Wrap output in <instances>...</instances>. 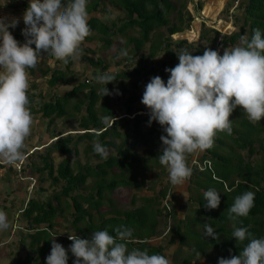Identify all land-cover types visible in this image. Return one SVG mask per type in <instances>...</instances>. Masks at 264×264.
<instances>
[{
    "label": "clouds",
    "instance_id": "9594fccd",
    "mask_svg": "<svg viewBox=\"0 0 264 264\" xmlns=\"http://www.w3.org/2000/svg\"><path fill=\"white\" fill-rule=\"evenodd\" d=\"M22 19L25 40L20 43L9 31L19 24V19L0 16V160L8 164L23 159L24 142L31 134L33 117L28 107L27 69L35 68L45 54L65 64L69 58H79L81 44L91 33L87 0H29ZM121 55L126 56L127 52L122 51ZM176 55L179 63L165 68L169 73L167 81L158 75L152 77L144 88L141 103L148 109L149 126L155 121L163 129L158 160L166 168L170 183L179 186L185 182L191 185L196 169L212 170L214 162L205 156L206 150L213 146L217 133L232 134L230 116L237 107L252 123L264 119V34L259 28L253 29L251 37L241 36L239 45L225 48L222 55L208 47L202 55H193L187 49ZM95 80L105 85L99 90L102 97L112 95L106 85L116 80L114 75L105 72ZM116 94H120L118 90ZM121 118L104 117L102 123L108 125L109 120ZM53 137L54 141L58 138ZM93 150L103 159L109 155L99 141H94ZM213 177L217 178L215 174ZM171 196L169 207L162 206L164 213L171 211ZM204 200L207 209H217L220 193L210 188L204 192ZM254 200L255 193L247 191L235 197L228 208V219L233 222L232 237L239 243L249 242L239 255L218 258V264H264V237L254 238L248 228L235 223L239 217L248 216ZM9 228L7 214L0 211V231ZM114 231L115 236L107 229L94 231L88 238L68 235L72 243L67 250L54 237L46 264H68L69 251L75 258L73 264H171L163 255L129 250L132 229L121 225ZM205 234L217 239L208 223Z\"/></svg>",
    "mask_w": 264,
    "mask_h": 264
},
{
    "label": "trees",
    "instance_id": "16d2710c",
    "mask_svg": "<svg viewBox=\"0 0 264 264\" xmlns=\"http://www.w3.org/2000/svg\"><path fill=\"white\" fill-rule=\"evenodd\" d=\"M116 1L125 9V13L127 14L123 23L118 25L116 21H113V24L109 26L104 22L100 23L101 21H99L98 17L91 16L88 20V25L91 30L97 28L102 35L107 36L111 35L112 32L124 34L127 32L128 27H140L139 36L129 35V43L133 44L136 53L143 48L145 42L153 40L150 37V33L156 27L166 26L168 34L167 37H165L168 41L167 46L170 44L169 42L173 41L171 36L184 30L183 23L185 17L180 11L179 22L170 23L168 14L174 7L172 0ZM246 1L244 22L238 31L231 34H223L222 37H220V31H215L213 39L216 42L217 39L220 38L219 44L221 47L227 46L228 43L238 42L240 37L245 34L251 37L253 29L259 28L262 34H264V0ZM65 2H67V0H62V3ZM100 4L101 0H87V12L97 10ZM199 6H201V3H199ZM189 19H191V17H189ZM246 26H248V29L245 28ZM13 36L20 43H23L25 40L20 30H17ZM183 42V40H180L179 44ZM163 43V40H159L156 44L152 41L150 45L151 56L155 54V51L158 48H165V46L162 45ZM211 49L216 50L217 45H214ZM86 59H89L90 62L95 65L101 64L99 59L95 61L88 56ZM139 60L144 64H148V61L143 57ZM170 60V62L164 61L163 66L171 68L173 65V59ZM72 62L73 59L69 58V61L66 64L67 70L70 68ZM140 62L138 64L139 67L135 69L137 71L142 67L140 66L142 65ZM106 66L107 65H103V69H105ZM50 70V67H46L42 70V73L48 74ZM67 70L58 67L54 68L51 71L52 74L49 78V83L51 85H56L59 81L63 83H70L73 80L75 81L78 75L73 72L68 77ZM148 70L152 73H156L159 68L154 65ZM131 74L135 73L133 72ZM127 75L128 72L122 71L121 74L114 76L115 78H119L126 77ZM137 75L140 74L138 73ZM162 79L165 82L167 81L165 77ZM146 82L148 83L149 81L147 80ZM131 85L136 87L140 86L136 80H132L129 83V86ZM84 86L86 87L87 84L79 83L78 85H74L71 90L63 95L57 96L56 98L54 97L50 99L49 102L43 103L41 105L43 117H46L49 119V122H51L56 117L70 115L67 104L69 103L70 98L75 96ZM126 87L127 86H124V90ZM107 88L112 93L113 88L111 83L108 84ZM27 95L30 102L35 100L34 93L27 91ZM97 98V90L91 85L88 97H86L87 114L84 115L83 119L80 121V125L85 132L82 133V135H79L78 139L87 137L89 140H93L97 138L98 141L109 150V155L107 159L101 158L94 152L93 146L91 145L87 151L92 150L94 155L103 159L94 167L97 170L88 165V162H85L84 167H82L81 164H78V171H74L69 159L60 162L56 167V170H54V165L51 161L52 157L50 156L51 150L55 149L62 154H70L73 151L72 147H70L73 136H59L60 133H55V136H58V138L53 142V148L47 149V151H38L40 153L42 165L38 166L37 170H47L48 175L53 176V182L55 184H61V190L55 191L54 194L47 199H29L27 206L23 209V215L27 217L29 222L28 230H34L33 233L29 234L31 237L29 247L36 252L37 256L36 258L28 257L21 264H30L31 262L34 264H46V257L51 251V239L54 237L56 242L62 244L67 250L72 243V241L68 239V235H78L81 238H88L94 231L107 229L110 235L115 236L116 233L114 229L121 225L132 229L133 232L132 239L127 244L128 249H134V246L138 245L137 241L134 243V240L136 239L140 240V245L144 248L142 243L148 244L146 239L158 236L159 232L157 226L159 225L160 218L164 216L168 217L171 214L169 210L164 213L162 207L164 206L167 208V205H164V198L168 189L172 186L171 183L170 186L167 184L163 185L154 196L142 197L143 202L138 207L126 209H121V207L116 208L113 199H106L105 192L113 191L120 185L136 190L141 188L143 186L142 184H144V180H146L144 173H149L148 171H154L156 170L155 168L159 167L162 169V172H166V168L160 165L158 160V155L162 148V142L155 137L156 132L158 131L161 135L164 133L161 126L156 122L151 124L149 130H143L142 122L149 119V116L141 119L138 115L134 119V123H132L133 127L130 126L131 120L127 119L124 124L127 131L120 134L118 129L119 121L117 119L114 120L115 122L113 121L111 125H109L110 120L108 125L102 123L104 116H100L96 108ZM82 105L83 103L77 102L74 104V107L76 110H80ZM104 107L108 106L105 104L103 105V109ZM127 110L132 112L133 107L128 106ZM107 112L110 114L109 117L112 115L115 116L114 111L110 108ZM232 114L233 115L230 116L233 129L232 134L227 135L223 132L220 133L231 138L238 148L245 149L249 147L251 152L255 150L256 141H259L261 151H264L263 122H250L247 117L242 116L245 114L243 110H239L238 108H236ZM234 114H241L240 117L242 116V118L239 119L235 117ZM235 134H238V136H234ZM260 134L262 137L259 136ZM107 136H112L113 138L107 139ZM114 137L121 138L122 142L117 144ZM129 138H131L132 141L129 142L130 146L126 147ZM139 144L146 146L145 152L148 155V159H151L152 161L153 159L155 160V168H151L148 164V159L144 155L138 153L136 148ZM227 144L226 138L217 133L214 138L213 146L206 150L205 155L213 159L214 166L212 170L199 171L196 169L193 174V176L196 177L194 185L198 188L197 198L193 197V200L197 201L199 205V207L195 209L196 220L193 223L205 226L206 221L198 218L197 214L208 219L214 226L213 230L217 233V239L207 237L204 230H192L189 219L185 221L179 220L173 227L176 234L180 237L181 242H183V237L186 240L190 234H194L198 238V241L196 242L192 240V245H194L201 254L207 255L209 260H214L216 264H218V258L220 257L230 258L233 255H239V252L249 242L248 240H245L242 243L237 242L235 238L232 237L233 228L227 224L228 222H232L228 219V208L233 204L235 197L244 192L252 191L255 193L254 206L251 208L247 217H239L236 220V226L248 228L254 238L264 237V157L261 158V160H256V162H245V159L240 152L234 150V144L230 145L232 149H230L229 152H224V146ZM54 172H56L55 175H53ZM138 174L142 176L141 179H138ZM213 174H215L217 178H214ZM236 175H238V178L240 179H236V177H234ZM89 176H95L98 179L95 181L91 189L88 191L86 190V192H79V188L85 186L86 180ZM210 188L215 189L220 193L221 197L219 207L213 210H209L205 207L206 201L204 200V192ZM131 192L133 191L131 190ZM77 196L79 197V200L76 199ZM71 198L73 199V204H71ZM172 198L173 197L171 196V200ZM65 199H67V201ZM63 200L65 203H63ZM84 202H86L85 204L91 203L94 205L96 208L95 212L84 207ZM131 203L135 205L136 202L132 200ZM65 204H68L69 206L64 210ZM192 214L193 213L191 212V215ZM59 218L64 219V221L59 220ZM84 220L87 221L86 224L89 230L83 227ZM96 222L98 224L97 226H94ZM182 224H184L186 232L182 231ZM56 228H62L63 230L58 231ZM191 230L192 233H190ZM21 241L25 242L24 236L21 237ZM209 246L213 247V252L215 254L213 257H211L207 251ZM157 248L161 251L160 247ZM157 248L156 250L147 248L146 251L150 255L156 254L158 251ZM68 256V264H73L75 258L70 251L68 252Z\"/></svg>",
    "mask_w": 264,
    "mask_h": 264
},
{
    "label": "rangeland",
    "instance_id": "374dc122",
    "mask_svg": "<svg viewBox=\"0 0 264 264\" xmlns=\"http://www.w3.org/2000/svg\"><path fill=\"white\" fill-rule=\"evenodd\" d=\"M172 1L174 7L168 14L170 23L179 22V11L185 17V21L183 23L184 30L171 36L173 41L169 42L170 44L168 46V41L165 38L168 35L166 26L156 27L152 30L150 37L153 40L145 42L143 48L137 53L135 52L133 44L129 43V35L139 36L140 27H128L127 32L124 34L112 32L109 36L102 35L97 28H93L90 35L87 36L81 44L82 55L77 59H73L68 70L66 67L67 63L65 64L62 61H58L47 54L41 57L35 68L27 69L29 82L28 92L34 93L35 95V100L31 101L28 105L33 117L31 134L24 142L25 147L22 149L23 159L14 164H8L0 160V211H4L7 214L10 223V228L8 230L0 231V264H21L28 257L36 258L37 256L36 252L29 247V242L31 240L29 234L33 233L34 230H28L29 222L22 211L27 206L29 199H47L53 195L55 191L61 190V184H55L53 182V176L48 175L47 170H37V167L42 165L40 153L38 151L42 152L53 148L52 142L55 140L53 135L55 136V133H60L59 136H73V140L70 144L73 151L70 154H62L55 149L51 150L50 156L52 157L51 161L53 162L54 170H56L60 162L67 159L70 160L74 171H78V164L84 167V163L88 162V165L94 168L103 160L94 155L92 150L87 151L91 145L93 146L94 141H98L97 138L93 140H89L87 137L78 139L79 135L85 132L80 125V121L83 119L84 115L87 114L86 97H88L91 85L95 87L98 93L96 108L99 115L109 117L110 114L107 111L110 108L115 112L114 115H116V117H123L118 120L119 132L123 134V132L127 131V128L124 126L127 119L131 120V125H129L133 127L132 123H134V119L138 115L141 119L149 116L148 109L141 103V99L147 80L150 81L152 77L157 75L161 78L165 77L168 79L169 73L165 72V68L167 67L163 66L164 61L170 62V59H173L172 67H175L179 63L176 53L181 49H187L193 55H202L206 47L212 48L214 45H217L216 50L222 55L225 48L239 45L240 40L236 43H228L227 46L221 47L219 44L220 38L215 42L213 37L215 36V31H220V37H222L223 34H229L240 29V26L244 22V12L247 4L246 0H219L218 2L217 0ZM200 2L201 6H199ZM28 3L29 0H0V16L9 19H19V24L15 28H9L12 35L17 30H20L22 33V29L25 27L22 17L25 9L28 7ZM87 13L88 20L91 16H96L99 18V21H101L100 23L104 22L109 26L113 24V21H116L118 25L123 23L127 16L125 9L120 6L116 0H101V4L97 10L88 11ZM189 17H191V19H189ZM245 28L248 29V26ZM159 40H163L164 43L162 45L165 46V48H158L155 54L151 56L150 45L152 41L156 44ZM180 40L184 42L179 44ZM122 51H126L127 55L122 56ZM87 56L93 58L95 61L99 59L101 64H93L89 59H86ZM141 57L145 58L148 64L140 62L139 59ZM139 62L142 63V65H140L142 67L137 71L135 69L139 67ZM103 65H107L105 69H103ZM154 65L159 68L156 73H152L148 70ZM46 67H50L51 70L48 74H43L42 70ZM57 67L67 70L68 77L74 72L78 75L77 79L70 83L59 81L56 85H51L49 83V78L52 74L51 71ZM122 71L128 72V75L126 77L116 78V80L111 82L113 94L102 97L99 90L105 87V85L97 83L95 77L105 72L111 75H117L121 74ZM133 72L135 74H131ZM138 73L140 75H137ZM87 79L89 80L88 82ZM132 80L138 81L140 86H129ZM79 83H86L87 86L80 89L75 96L70 98L67 104L70 115L56 117L51 122H49V119L46 117H43V112L41 110V105L43 103L49 102L50 99L54 97L56 98L57 96L63 95L71 90L74 85H78ZM124 86H127L125 90ZM106 87H108V85H106ZM116 90L119 91V95L116 94ZM77 102L83 103L80 110H76L74 107V104ZM105 104L108 107H104L103 109V105ZM128 106L133 107L134 111L129 113L127 110ZM237 108L242 110L239 107ZM138 109H140L141 112H138ZM232 115L233 114H231V116ZM240 115L234 114V116L239 119H241L242 116L246 117V114H243L241 117ZM148 121L149 119H146L142 122L143 130H149L151 128ZM261 121L264 125V119ZM111 122L112 119L109 125ZM154 123L155 121L151 124ZM261 134L259 135L260 137H262ZM218 135L226 138L229 145L227 144L224 146V152H229L230 149H232L230 145L234 144L233 140L228 138V136H224L222 133H218ZM160 136L161 133L159 131L156 132L155 137L157 140H159ZM111 138L113 137L107 136V139ZM114 139L117 144L122 142L119 137H114ZM127 141L126 147H129V142L132 140L129 138ZM136 149L138 153L144 155L148 159V155L145 152L146 146L139 144ZM234 150L240 152L245 162H256V160H261V158L264 157V151H261L259 141H256L255 150L253 152H251L249 147L245 149L238 148L236 144H234ZM148 164L151 168H155L156 166L154 159L153 161L148 159ZM155 169L154 171H148L149 173H144L146 180H144V184H142L143 186L141 188L136 190L120 185L113 191H106V199H113L116 208L121 207V209H126L140 206L143 202L142 197L156 195L158 190L165 184L170 186L167 170L166 172H162V169L159 167ZM55 174L56 172H54L53 175ZM137 177L141 179L142 176L138 174ZM234 177L240 179L238 175ZM97 179L98 178L95 176H89L85 186H81L78 191H88L92 188ZM195 179L196 177L192 179L193 183L188 186L187 191L186 188L185 191H183L184 185H179L180 188L179 186H170L167 192H170L173 197L170 203L171 214L168 217L164 216L160 218L159 225L157 226L159 232L158 236L149 239L148 244L142 243L144 247L142 248L143 250L147 248L156 250L157 247H160L161 251L157 248L158 251L156 254H163V256L170 260L171 264H216L214 260H209L207 255L201 254V252L192 245V240L198 241V238L194 234H190L191 236L189 235L186 240L183 237V242H181L180 237L173 229L179 220L185 221L189 219L192 230L205 231V226L193 223L196 220L195 209L199 207L197 201L193 200V197L197 198L198 194V188L194 185ZM131 190L133 192H131ZM67 199L65 200L67 201ZM76 199L79 200V197L77 196ZM131 199L136 202L135 205L131 203ZM71 200V204H73V199L71 198ZM63 203H65L64 200ZM85 203L86 202L83 203L84 207L95 212L96 208L94 205ZM68 206V204H65L64 210ZM191 212L193 213L192 215ZM197 217L206 221V223L211 225L214 229V226L208 219L198 214ZM59 220L64 221L62 218H59ZM86 222L85 220L83 221V227L89 230ZM97 224L96 222L94 226H97ZM227 224L232 227V222H228ZM56 229L58 231L63 230L62 228ZM192 230L190 233H192ZM182 231L186 232L184 224H182ZM22 236L25 237V242L21 241ZM207 251L211 257L215 255L213 247L209 246ZM30 264L34 263L31 262Z\"/></svg>",
    "mask_w": 264,
    "mask_h": 264
},
{
    "label": "crops",
    "instance_id": "0c3cea01",
    "mask_svg": "<svg viewBox=\"0 0 264 264\" xmlns=\"http://www.w3.org/2000/svg\"><path fill=\"white\" fill-rule=\"evenodd\" d=\"M219 0H217V2H218ZM184 186H183V191H185V188H186V191H187V189H188V186H189V184H188V182H185L184 184H183ZM181 186V185H180ZM180 186H179V188H180ZM137 241V246H134V248H136V249H140V250H143L142 249V247H140V242L136 239V240H134V243ZM132 250V249H131Z\"/></svg>",
    "mask_w": 264,
    "mask_h": 264
},
{
    "label": "built area",
    "instance_id": "2783aa9c",
    "mask_svg": "<svg viewBox=\"0 0 264 264\" xmlns=\"http://www.w3.org/2000/svg\"><path fill=\"white\" fill-rule=\"evenodd\" d=\"M195 162H197V161H195ZM169 200H170V194H167L166 197H165V200H164V202H165V204H166L167 206H168ZM168 207H169V206H168Z\"/></svg>",
    "mask_w": 264,
    "mask_h": 264
}]
</instances>
